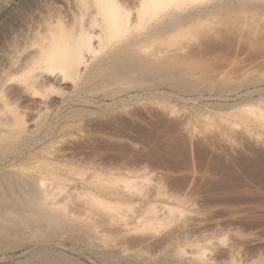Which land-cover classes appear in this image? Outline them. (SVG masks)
Wrapping results in <instances>:
<instances>
[{
    "label": "rangeland",
    "instance_id": "1",
    "mask_svg": "<svg viewBox=\"0 0 264 264\" xmlns=\"http://www.w3.org/2000/svg\"><path fill=\"white\" fill-rule=\"evenodd\" d=\"M103 2L0 0V187L42 183L62 214L100 224L93 245L27 229L0 244V264H117L107 251L124 264H264V0L134 9L117 29ZM83 27L94 39L75 74L41 60Z\"/></svg>",
    "mask_w": 264,
    "mask_h": 264
},
{
    "label": "bare ground",
    "instance_id": "2",
    "mask_svg": "<svg viewBox=\"0 0 264 264\" xmlns=\"http://www.w3.org/2000/svg\"><path fill=\"white\" fill-rule=\"evenodd\" d=\"M136 2L134 3H129L127 1H123V2H115L114 0H104L103 3H105V7H106V13L107 14V17H105L108 22V25L110 26V28H115L117 29V27H119V25H122L121 23L123 22H131V15H132V10L134 9H147V7H151V6H156V7H153V8H157L159 6H161V8L165 7V6H170V4L172 3H185L186 0H135ZM189 1V0H187ZM101 2V5H102V0H100ZM221 2V1H220ZM219 1H217L214 5H211L210 7H206L204 8L203 10H201L202 12L204 13H209L211 11H213L212 9L216 8V7H220L222 4H220ZM223 2V1H222ZM224 3V2H223ZM165 4V5H164ZM167 4V5H166ZM163 5V7H162ZM174 5V4H173ZM228 5V4H227ZM233 5V4H232ZM223 6V5H222ZM221 6V7H222ZM230 6V5H229ZM261 6V5H260ZM104 7V8H105ZM225 7V6H224ZM236 7V6H235ZM160 8V7H159ZM245 8V7H243ZM158 9V8H157ZM239 9V8H238ZM159 10V9H158ZM228 10V9H227ZM243 10V9H242ZM153 11V10H152ZM169 11V10H168ZM216 11V10H215ZM233 11V10H232ZM238 12L240 10H237ZM246 11V10H245ZM137 12V10H136ZM154 12V11H153ZM202 12H200L202 14ZM230 12V11H229ZM139 12H137L138 14ZM143 13H145V11H143ZM166 13V12H165ZM171 13V12H169ZM175 13V12H174ZM199 13V11H198ZM225 13V12H224ZM149 14V13H148ZM154 14V13H153ZM167 14V13H166ZM194 15H188L187 16H184V18H182L180 20L181 21H184V20H192L193 22V19L194 18H197L198 14H197V11L196 13L193 12ZM213 14V13H212ZM216 14V13H215ZM141 15V14H140ZM171 15V14H170ZM169 15V16H170ZM147 16V15H146ZM200 16V14H199ZM152 17V16H151ZM138 18V17H137ZM140 18V17H139ZM163 18V17H161ZM165 18V17H164ZM199 18V17H198ZM171 20V19H170ZM195 20V19H194ZM197 21V20H196ZM203 21V20H202ZM170 22V21H169ZM187 22V21H185ZM191 22V21H190ZM134 23V22H132ZM155 23V22H154ZM195 23V22H194ZM182 24V23H181ZM166 25V24H165ZM83 26V25H82ZM131 26V24H130ZM89 27H86V28H81V31H79L80 33L78 34H74L73 32L70 31H66L65 29V32H63V36L59 37L55 42L54 44L50 45L48 44V42L43 46V49L41 48V52L39 51V53H41V60H43L44 63H46L47 65H49V68H53V69H62V70H65L66 72L68 71L69 73L71 72L75 74V71L77 70H74L76 68V61L78 60V58L80 59L82 56H84V52H86V50H88L87 48H89V46L92 45V41L94 39L93 37V34L91 33V30L92 29H88ZM109 28V27H108ZM157 28V27H156ZM126 29V28H125ZM164 30V29H162ZM161 32V31H160ZM159 33V32H158ZM146 34V33H145ZM148 34H153V33H148ZM147 34V35H148ZM139 41V40H138ZM129 44V43H128ZM40 50V49H39ZM84 53V54H83ZM131 54V53H130ZM82 55V56H81ZM134 55V53H133ZM127 56V55H126ZM40 57V56H39ZM131 57V56H130ZM120 58V57H119ZM123 58V57H122ZM121 58V59H122ZM132 58V57H131ZM138 58V57H137ZM26 59V58H25ZM24 59V60H25ZM127 59V58H125ZM134 59V56L133 58ZM81 60V59H80ZM135 60V59H134ZM35 61H37V59H35ZM33 61V63L35 62ZM133 61V60H132ZM140 61V60H139ZM143 61V60H142ZM149 61V60H148ZM158 61V60H157ZM22 62V61H21ZM40 62V60L38 61ZM42 62V61H41ZM42 62V63H43ZM79 62V60H78ZM118 62V61H117ZM116 62V63H117ZM122 62V61H120ZM126 62V61H125ZM124 62V63H125ZM129 62V61H128ZM136 62V61H135ZM138 62V61H137ZM32 63V64H33ZM138 63H141V62H138ZM147 63H150V62H147ZM36 64V63H35ZM34 64V65H35ZM57 64H60L57 66ZM119 64V62H118ZM129 64V63H128ZM137 64V63H136ZM155 64H158L155 63ZM23 65V64H22ZM38 65V63L36 64ZM55 65L57 67H55ZM75 65V67H74ZM122 66H126V64H121ZM130 66L133 67V65L130 63L129 64ZM128 65V66H129ZM144 65V64H143ZM148 65V64H147ZM159 65V64H158ZM136 66V65H135ZM141 66V65H140ZM142 67L144 66H141V70ZM148 67V66H147ZM150 67V66H149ZM117 68V67H116ZM137 68V67H136ZM139 68V70H140ZM154 68V67H153ZM101 69V68H100ZM129 69V68H128ZM162 69V68H160ZM99 70V69H98ZM119 70V69H118ZM145 70V69H144ZM143 70V71H144ZM111 72V71H110ZM124 72V71H123ZM165 72V71H164ZM78 73V72H77ZM126 73V72H125ZM139 73V72H138ZM142 73V72H141ZM168 73V72H167ZM69 74V75H71ZM109 75V74H108ZM39 75H36L35 77H37ZM114 76V75H113ZM124 76V75H123ZM122 76V77H123ZM129 76V75H128ZM33 78V80L31 81H35L34 79V76L33 77H30V79ZM113 78H116V76H114ZM135 79V78H133ZM146 79V78H144ZM117 80V79H116ZM122 80V79H121ZM136 80V79H135ZM113 81H115V79H113ZM138 81V80H137ZM180 81V80H179ZM178 81V82H179ZM127 82H128V79H127ZM136 82V81H135ZM34 83V82H33ZM113 83V82H112ZM126 83V82H125ZM133 83V82H132ZM140 83V82H139ZM143 83V82H142ZM109 84V83H108ZM255 104V103H253ZM252 105V104H251ZM249 104H246V106H251ZM260 111V110H259ZM261 112V111H260ZM263 114H264V110H263ZM257 115V114H256ZM258 115H262V113L258 114ZM1 132H3L1 130ZM4 133V132H3ZM8 133V132H7ZM10 133H8L9 135ZM13 134V133H12ZM11 135V134H10ZM17 135V134H16ZM15 135V137H16ZM4 137L7 138V135H3L0 133V140H5ZM12 137V136H11ZM14 138V137H13ZM12 139V138H11ZM6 141V140H5ZM9 141V140H8ZM11 175V174H10ZM7 177V176H6ZM10 177V176H9ZM5 178V176H4ZM3 178V179H4ZM8 178V177H7ZM6 178V179H7ZM12 178V177H11ZM9 179V178H8ZM15 180V178H13ZM23 179V178H21ZM26 180V179H25ZM2 181V180H1ZM6 181V180H5ZM17 181V182H15ZM15 181L12 182V180H10L9 182L11 184L6 183V185L8 184L9 186H1L0 187V244H4V245H7L9 246V239L11 236L13 237H20V239L23 238V234L25 232H27V229H31V232H35V233H38L39 234V238H37V240H46L47 238L49 237H53L54 235H56L59 231H64L66 228H70L72 230H75V231H79V232H82L84 234V236L82 235H79L82 236L81 239L86 243H90V240L89 237H96V235L98 234L97 232V227H99L100 224H96V225H92V224H88V223H85L84 221L80 220V218H76L74 217V215L72 216V214H68V215H64L62 214L60 211H59V205L57 202H55L49 195V192L45 189L42 188V183L40 184H37V183H33V184H29L28 183H31V182H28V180L26 181H20V183L22 182L24 185L26 186H23V187H26V188H23L22 185L20 188V190H18V186H20L19 182H18V179H16ZM31 181V180H29ZM7 182V181H6ZM35 182V181H34ZM19 183V184H18ZM21 189H22V192H21ZM21 192V193H20ZM58 207V208H57ZM140 216L138 217H141V214H139ZM137 217V218H138ZM134 219L136 220V218L134 217ZM134 220V221H135ZM141 220V219H140ZM109 221V220H107ZM106 221V223H108ZM128 221V220H127ZM139 221V219H138ZM88 222V221H87ZM103 222V221H102ZM113 222V221H112ZM110 222V223H112ZM137 221H135L136 223ZM22 223H26V227H23ZM124 223V222H123ZM122 224V223H121ZM128 227H130L131 224H133V221L131 222H128ZM138 224V223H136ZM106 225V224H104ZM108 225V224H107ZM124 225H126V221L124 223ZM135 225V224H134ZM114 226V225H113ZM122 226V225H121ZM137 226V225H136ZM135 226V227H136ZM106 229V228H104ZM110 229V228H109ZM126 229V228H125ZM115 230V229H114ZM105 231V230H104ZM102 231V232H104ZM128 231V230H126ZM2 232V233H1ZM112 232V231H111ZM115 232V231H114ZM120 232V231H119ZM34 233V234H35ZM106 233V232H105ZM124 233V232H123ZM78 234V233H77ZM108 234V232H107ZM36 235V234H35ZM106 235V234H105ZM30 236V235H29ZM37 236V235H36ZM36 236H33V237H36ZM181 236V235H180ZM184 236V235H183ZM12 237V238H13ZM175 237V236H174ZM25 238H26V234H25ZM103 238V237H102ZM29 239V238H28ZM33 239V238H32ZM104 239V238H103ZM132 239V238H131ZM148 239V238H147ZM146 238L142 239L141 236L140 238H136L135 237V241L140 243L141 242V245H142V242H145V241H148ZM176 239V238H175ZM184 239V237H183ZM181 238V241L183 240ZM186 239V238H185ZM184 239V240H185ZM15 240V239H14ZM17 240V239H16ZM79 240V239H78ZM174 240V239H173ZM180 240V238H179ZM13 241V240H11ZM20 241V240H18ZM76 241V240H75ZM81 241V240H80ZM93 241H95L93 239ZM91 241V242H93ZM98 241V240H97ZM134 241V240H133ZM153 241V240H152ZM178 241V240H177ZM24 242V241H23ZM22 242V243H23ZM44 242V241H43ZM103 242V241H102ZM174 242V241H172ZM20 243V242H19ZM94 243V242H93ZM105 243V241H104ZM1 244V245H2ZM45 244V243H44ZM91 244V243H90ZM89 244V245H90ZM98 244V243H97ZM103 244V243H102ZM106 244V243H105ZM146 244V243H145ZM10 245H11V242H10ZM87 245V244H86ZM93 245V244H91ZM90 245V246H91ZM7 246V247H8ZM18 246V245H17ZM95 246V245H94ZM104 246V244L102 245ZM125 246V245H124ZM140 246V245H139ZM3 247V246H2ZM117 247V246H116ZM144 247V246H143ZM3 248H6L5 246ZM119 248V247H118ZM142 248V247H141ZM12 249V248H11ZM98 249V248H97ZM125 249V248H124ZM123 249L120 248V251H122ZM130 250V249H129ZM182 250V249H181ZM52 251V250H51ZM94 251V250H93ZM92 251V253H93ZM106 251V250H105ZM127 251V249H126ZM180 251V250H179ZM184 251V250H183ZM114 251H112L113 253ZM131 252V251H130ZM193 252V250H192ZM196 252V251H195ZM194 252V253H195ZM200 252V251H199ZM112 253L111 252H102L99 253L101 254L102 256V261H106V260H113L111 261L112 263H116L117 264H124L123 262L119 261L120 258H121V255H118L120 256L119 257V260L117 259H113V258H116L117 257V254L113 253L114 254V257L112 256ZM121 253V252H119ZM118 253V254H119ZM125 252L123 251V254ZM127 253V252H126ZM140 253V251L138 252ZM181 253V252H180ZM183 253V252H182ZM191 253V252H190ZM193 253V254H194ZM122 254V253H121ZM192 254V253H191ZM197 254V253H195ZM126 254H124V257H125ZM128 255V254H127ZM126 255V256H127ZM131 255V254H130ZM136 255V254H135ZM141 255V254H140ZM199 255V254H198ZM203 255V254H202ZM201 255V256H202ZM40 256V255H39ZM100 256V257H101ZM133 256V254H132ZM137 256V255H136ZM135 256V257H136ZM139 256V255H138ZM43 260H44V263L45 264H56L59 260L54 258L53 256L50 255H43ZM59 257V256H58ZM70 257V256H69ZM123 257V256H122ZM123 257V258H124ZM197 257V256H196ZM126 258V257H125ZM124 258V259H125ZM130 258V257H129ZM129 258L128 260H125L127 261V264H138V263H134L135 261H129ZM133 257H131L132 259ZM139 258H141L139 256ZM202 258V257H201ZM42 259V258H41ZM69 259V258H68ZM122 259V260H124ZM130 259V260H131ZM137 259V258H136ZM134 258V260H136ZM143 259V258H142ZM147 259V258H146ZM149 259V258H148ZM163 260V258H161ZM197 259V258H196ZM200 259V258H199ZM206 259V258H205ZM58 260V261H57ZM71 260V259H70ZM114 260L116 262H114ZM133 260V259H132ZM165 260V259H164ZM163 260V261H164ZM203 260V258L201 259ZM57 261V262H56ZM79 261V260H78ZM138 261V260H137ZM159 261V260H157ZM161 261V260H160ZM166 261V260H165ZM164 261V262H165ZM195 261V260H194ZM208 261V260H207ZM61 262V260H60ZM64 262V261H62ZM61 262V263H62ZM72 262V261H71ZM70 262V263H71ZM74 262V260H73ZM162 262V261H161ZM197 262V261H196ZM200 262H204V261H200ZM68 262L66 261V264ZM152 263V262H151ZM65 264V263H63ZM74 264V263H73ZM81 264V263H79ZM143 264V263H142ZM164 264V263H163ZM166 264V263H165ZM196 264V263H195Z\"/></svg>",
    "mask_w": 264,
    "mask_h": 264
}]
</instances>
